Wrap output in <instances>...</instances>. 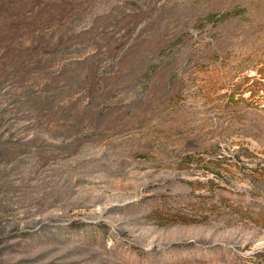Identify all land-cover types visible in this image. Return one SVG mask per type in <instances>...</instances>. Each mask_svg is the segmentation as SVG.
Returning <instances> with one entry per match:
<instances>
[{"label":"rangeland","instance_id":"374dc122","mask_svg":"<svg viewBox=\"0 0 264 264\" xmlns=\"http://www.w3.org/2000/svg\"><path fill=\"white\" fill-rule=\"evenodd\" d=\"M0 264H264V0H0Z\"/></svg>","mask_w":264,"mask_h":264},{"label":"trees","instance_id":"16d2710c","mask_svg":"<svg viewBox=\"0 0 264 264\" xmlns=\"http://www.w3.org/2000/svg\"><path fill=\"white\" fill-rule=\"evenodd\" d=\"M230 14H227L226 16H229Z\"/></svg>","mask_w":264,"mask_h":264}]
</instances>
